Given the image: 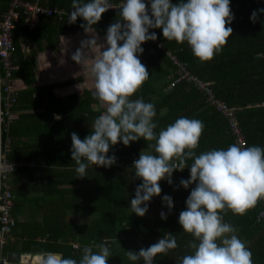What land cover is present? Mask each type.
Listing matches in <instances>:
<instances>
[{
    "label": "trees",
    "instance_id": "1",
    "mask_svg": "<svg viewBox=\"0 0 264 264\" xmlns=\"http://www.w3.org/2000/svg\"><path fill=\"white\" fill-rule=\"evenodd\" d=\"M11 1L0 0V16ZM42 1L39 0L41 4L47 2V6L64 13L43 14L33 28L24 26L25 16L21 13L13 30V57L19 69L14 72L12 80L15 82L19 78L25 86L17 90L12 107L15 118L2 132L3 157L7 162L26 161L34 166H15L10 173L14 224L6 232L8 241L2 253L17 251L44 255L52 252L79 261L83 247L89 246L98 252L95 245L107 241L113 254L107 264H134L128 260L127 250L146 249L171 233L176 237L178 247L169 250L167 255L158 254L154 264H181L183 256L193 253L194 250L186 245L194 238L183 232L178 218L180 212L186 210V198L195 185L185 189L180 186L179 177H190L193 161L189 160V166L183 171L173 172L172 185L167 180L159 182L162 192L151 199L143 217L131 212L130 208L135 189L142 183L135 177L132 160L141 152L155 154L154 149L148 147L154 141L141 138L128 146L122 141L110 146L108 155L117 157L114 165L107 168L90 166L87 176L76 178L77 165L71 158V133H77L83 140L90 134L94 120L106 112V106L92 97L90 89L65 97H58L53 92L54 88L72 84L78 78L35 85V56L22 51L19 38L42 41L45 38L42 32L45 31L41 30L46 29H42V25L46 23L56 33L66 31L67 27L60 23L68 22L65 15L72 10V0ZM119 1L109 0L110 3ZM144 2L150 7L149 0ZM172 2L178 3L179 0ZM230 8L234 14V20L228 25L233 29L232 36L222 53L208 62L196 58L187 42L167 41L161 28L149 29V32H155L162 46L184 62L192 75L208 82L218 100L235 108L246 146L264 148V12L258 13L255 23L250 20L254 10L264 8V0H230ZM118 19L119 8L109 9L92 27L100 34H106L107 28ZM83 23L86 22L78 17L74 24L82 28ZM152 46V41L142 43L144 51L137 54L149 72V79L131 99L143 98L154 104V122L157 123L154 131L158 134L176 119L187 117L201 120L205 125L199 147L195 150L197 155L212 149L226 150L236 143L228 119L207 101L206 94L192 81L183 79L170 86L171 80L179 75L177 68L164 50L157 49L155 56H151L148 51ZM163 195L173 198L171 213L162 204ZM259 206L258 202L243 216L231 211L224 215V221L238 230V237L252 251L254 264H264V220H256ZM161 211L168 214L166 220L160 218ZM138 264H143V260Z\"/></svg>",
    "mask_w": 264,
    "mask_h": 264
},
{
    "label": "clouds",
    "instance_id": "2",
    "mask_svg": "<svg viewBox=\"0 0 264 264\" xmlns=\"http://www.w3.org/2000/svg\"><path fill=\"white\" fill-rule=\"evenodd\" d=\"M149 4L150 8L144 0H124L119 6L120 19L107 28V46L91 68L92 97L107 105L106 112L94 120L90 134L83 140L77 133H71L76 178L87 176L90 166L114 165L117 157L108 155L110 146L121 141L128 146L141 138L154 141L148 147L155 154L141 152L139 159L133 161L135 177L142 183L130 201L131 212L143 217L151 199L162 192L159 182L167 180L172 185L173 172L183 171L191 160L190 177L181 179L180 186L185 189L195 186L186 198V210L180 212L178 223L183 232L193 236L186 247L194 251L183 256L181 264H254L252 251L238 237V230L224 221V215L231 211L243 216L264 199V148L233 143L226 150L212 149L197 155L195 150L205 128L201 120L180 117L157 134L154 104L143 98L131 99L149 79L146 66L137 56L144 51L142 43L157 39V34L149 29L161 28L167 41L187 42L201 62L211 61L222 53L233 33L228 26L234 20L230 0H179L178 3L149 0ZM110 8L116 7L109 0H72L68 23L74 24L80 17L86 22L80 26L86 33L92 32V26ZM260 12L264 8L252 12L253 23ZM96 44L95 35L82 41L71 59L83 65L86 49ZM162 204L171 213L174 202L170 195H163ZM0 212L7 216L8 209L0 205ZM160 218L166 220L168 214L161 211ZM0 231L8 232L10 228ZM95 247L98 252L83 247L79 261L48 252L41 257L40 264H107L113 255L107 241ZM177 247L176 237L168 233L146 249L127 250L126 255L134 264L141 260L143 264H154L158 254L167 255Z\"/></svg>",
    "mask_w": 264,
    "mask_h": 264
},
{
    "label": "built area",
    "instance_id": "3",
    "mask_svg": "<svg viewBox=\"0 0 264 264\" xmlns=\"http://www.w3.org/2000/svg\"><path fill=\"white\" fill-rule=\"evenodd\" d=\"M124 3V0H120L118 3H111L118 9L119 6ZM149 7V6H148ZM150 8V7H149ZM69 11L67 15H70ZM25 16L26 24L29 28H33L35 23L38 21L39 17L43 14L53 15V14H63V10L57 8H51L44 6L39 2V0L29 1V0H12L6 9L0 16V67H1V87H2V106H3V129H6L9 122L15 118V113L12 111L13 104L17 98V89L14 86V81L12 76L15 71L18 70V64L16 63L13 54L15 52V45L13 43V30L15 28V23L18 21L20 14ZM153 42V46L149 49V54L154 56L157 49L164 50L171 59L172 63L175 64L177 72L179 73L176 79L171 80L170 86H174L178 81L190 80L197 88L204 92L207 96V101L214 104L215 107L228 119L229 128L231 133L235 136L236 144H242L246 146L245 137L242 134L239 122L235 115V108L227 106L224 102L218 100L211 88L209 83L199 79L198 77L192 75L184 62L180 61L172 52L166 50L164 46L156 39ZM139 159V157L134 156L133 161ZM1 170V193H0V205L5 206L8 209L7 216L5 213L0 212V229L5 227H10L14 224V219L11 216V210L14 204V194L11 190L10 184V173L15 166H34L31 162L26 161H13L7 162L3 157ZM180 180L185 179L184 175H180ZM192 188V185L189 186ZM260 203L259 211L256 215V220L260 222L264 220V199L258 201ZM6 221V222H5ZM8 238L6 232L0 231V264H9L6 254L2 251L7 244ZM77 247V245H74ZM43 256V255H42ZM41 256V257H42ZM36 258L38 256H28ZM24 261V260H23ZM26 263V262H25ZM30 264V262H27Z\"/></svg>",
    "mask_w": 264,
    "mask_h": 264
},
{
    "label": "crops",
    "instance_id": "4",
    "mask_svg": "<svg viewBox=\"0 0 264 264\" xmlns=\"http://www.w3.org/2000/svg\"><path fill=\"white\" fill-rule=\"evenodd\" d=\"M41 2L43 3L42 0ZM44 5L47 6V2ZM65 16L66 20H68L69 15L66 14ZM23 24L24 26L27 25L26 18H24ZM36 24L37 22L35 25ZM60 24L61 26L63 25L67 27V30L61 33H56L55 30L48 28L51 27L48 23L42 25V29L46 28L49 30H41L45 31L42 32L45 36L42 41L36 42L31 37L19 38V44L22 51L25 54H34L35 56V85H49L78 78V81L72 84L61 85L54 88L53 92L58 97H65L74 92L81 93L84 89H90L93 91L94 78L91 68L94 61L98 59L102 53L104 46H107L106 34H100L94 28L92 32L86 33L84 28H78L75 24H69L67 21H62ZM69 26H71V28H69ZM93 35L97 37V44L90 49H86L87 58L84 61V64H77L71 59L72 54L80 48L82 41L92 38ZM14 86L17 90H19L25 85L21 79L17 78L15 79ZM29 258L30 257H28L27 261L24 260V262H30V264H40L41 256L36 257L34 260H30Z\"/></svg>",
    "mask_w": 264,
    "mask_h": 264
},
{
    "label": "water",
    "instance_id": "5",
    "mask_svg": "<svg viewBox=\"0 0 264 264\" xmlns=\"http://www.w3.org/2000/svg\"><path fill=\"white\" fill-rule=\"evenodd\" d=\"M2 132H3V106H2V87H1V67H0V169H2L3 150H2ZM0 193H1V170H0ZM42 256V254L20 253L17 251H10L6 254L9 264H27L22 258L23 256Z\"/></svg>",
    "mask_w": 264,
    "mask_h": 264
},
{
    "label": "bare ground",
    "instance_id": "6",
    "mask_svg": "<svg viewBox=\"0 0 264 264\" xmlns=\"http://www.w3.org/2000/svg\"><path fill=\"white\" fill-rule=\"evenodd\" d=\"M22 260H28V255L23 256Z\"/></svg>",
    "mask_w": 264,
    "mask_h": 264
},
{
    "label": "rangeland",
    "instance_id": "7",
    "mask_svg": "<svg viewBox=\"0 0 264 264\" xmlns=\"http://www.w3.org/2000/svg\"><path fill=\"white\" fill-rule=\"evenodd\" d=\"M101 105L107 107V105L103 104L102 102H101ZM29 259H30V260H34L35 258L30 257ZM35 261H36V260H35Z\"/></svg>",
    "mask_w": 264,
    "mask_h": 264
}]
</instances>
